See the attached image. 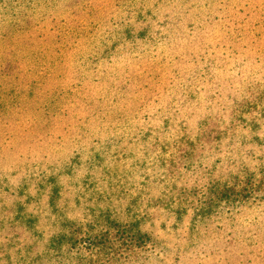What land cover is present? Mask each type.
<instances>
[{
  "label": "rangeland",
  "instance_id": "1",
  "mask_svg": "<svg viewBox=\"0 0 264 264\" xmlns=\"http://www.w3.org/2000/svg\"><path fill=\"white\" fill-rule=\"evenodd\" d=\"M262 16L264 0H0V264H264V202L196 215L208 185L264 163V24L245 26Z\"/></svg>",
  "mask_w": 264,
  "mask_h": 264
},
{
  "label": "trees",
  "instance_id": "2",
  "mask_svg": "<svg viewBox=\"0 0 264 264\" xmlns=\"http://www.w3.org/2000/svg\"><path fill=\"white\" fill-rule=\"evenodd\" d=\"M142 17L143 16L140 15V19ZM249 22H250V20L246 21V25H245L247 27L246 30L252 31V30L258 28L260 25L264 24V16L260 17L259 19H256V21H253L251 24H249ZM127 32L129 33L130 38L134 37L133 33H132V32H134L133 30L128 29ZM141 33H143L145 35L146 29L143 28V29H141V32L138 33V37L144 39V35H143V37H141ZM238 34H244V33H241V31H239ZM238 40H240L239 37H238ZM255 44H253V45H255ZM257 47H259V44L256 45V48ZM228 51H229V54H233L236 56L239 55V53L236 49V46H229ZM227 63H228V65L231 64V62H227ZM208 71L213 75V79H214V77L215 76L217 77V75L219 73V67L215 63H212L209 66ZM226 73L229 74L228 68H226ZM255 82L256 83H253V82H247V83L244 82V84L242 83L243 84L242 87H245L248 91L246 92V91L241 90L242 94H240V98L238 99V96H237V99L234 100V105L229 107L228 114H229L230 119H234V120L237 119V117L240 114V110H242L241 107L244 106V107L252 108V106H254V104H257V101L259 99H257L255 97V94H256L255 91H251V88L254 87L253 85H255V87H259V86H257V84H259V81H255ZM245 85H247V86H245ZM244 113H246V115L244 116V119H242V120L244 122L249 120L250 121L249 125L253 124V127L251 128V130L255 131L256 126L259 125V121L261 120L260 118H259V120L256 118L258 113H256L253 110L248 113L249 115H247V112H244ZM252 114H255V115L252 117L251 116ZM216 120H217V122H220L221 116H215V121ZM205 122L208 125L209 121L204 120V123ZM204 123L200 126L201 128H202V126L205 125ZM231 126H235V125H233V123H232L230 125V127ZM201 128H200V130H201ZM231 130H234V129H231ZM224 135H226V129H225ZM254 136H255V134H254ZM220 138L221 139H219V144L222 142L223 136ZM252 140L260 141L258 136L253 137ZM252 143H254V141L251 142V144ZM250 167L251 166L244 169L245 171L242 173V174H245L244 177H240V175H242V174H239L236 180L233 179L234 181L232 183H230L228 181L225 183H222L221 181H217L215 184L208 185V187H206L208 190V194H207V191H205L206 193H203V195L201 196L202 199L200 202V207L201 206H203V207L201 209H200V207L197 208V210L200 209V210H198L199 213L196 214L200 217V221L202 220L201 218L210 219V218H212V216L213 217L219 216L216 213L219 212L221 207L224 205H226V206H233L234 205V206L238 207L241 204L245 203L243 205L247 206L246 209L250 210L252 208H250L249 204H253L257 200L259 202H264V197L261 196L262 192L264 191V163L260 164V167H258L259 169L255 170L254 172L252 170L256 167H251L252 169ZM241 178L243 179L244 182L241 181ZM242 183H244L243 186H241ZM261 189H262V191H261ZM185 193H186V189L182 190L180 195L183 196ZM175 204L176 203L174 202L172 205H175ZM177 205L178 204H176V206ZM181 211H179V212L182 215H184L183 214L184 212L183 211L181 212ZM252 217H253L252 220L249 221L247 225L253 227L254 231L248 229V230H246V233L248 235H250L254 232V236H256L257 232L260 231L259 227H256V225L259 226L261 223H263V220L261 221L262 217H260V215H257V214H253ZM191 224H192V226L197 225V224H193V223H191ZM247 225H246V228H247ZM136 226H137V234H141V232H140V226L141 225L139 226L137 224ZM192 229L194 230V228H192ZM147 235L148 234H144V238H146L148 243L152 242L150 237H148ZM133 236H135V234H133ZM246 238L249 239L247 236H246ZM63 239H65V238L63 237ZM137 239L140 240L141 238L137 237Z\"/></svg>",
  "mask_w": 264,
  "mask_h": 264
}]
</instances>
